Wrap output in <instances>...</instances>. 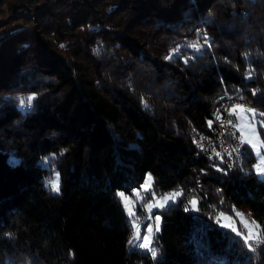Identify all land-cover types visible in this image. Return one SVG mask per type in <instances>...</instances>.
<instances>
[{"label": "trees", "instance_id": "obj_1", "mask_svg": "<svg viewBox=\"0 0 264 264\" xmlns=\"http://www.w3.org/2000/svg\"><path fill=\"white\" fill-rule=\"evenodd\" d=\"M0 10V30L22 24L0 35V261L264 264L254 155L236 174L196 146L221 94L264 113V0H5ZM148 172L154 191L184 193L160 211L155 258L130 249L117 195ZM234 209L259 225L251 249L214 220Z\"/></svg>", "mask_w": 264, "mask_h": 264}, {"label": "rangeland", "instance_id": "obj_2", "mask_svg": "<svg viewBox=\"0 0 264 264\" xmlns=\"http://www.w3.org/2000/svg\"><path fill=\"white\" fill-rule=\"evenodd\" d=\"M1 2L4 3L5 0L4 1L0 0V9H1V5L3 4V3L1 4ZM6 9H7V6H6ZM5 11H7V10H5ZM0 13H1V10H0ZM5 16H6V19H8L11 17V14L8 13ZM4 23H6V22H3L2 24H4ZM21 26H22V24L19 22H14L12 24L7 25L6 27L4 26V28H2L0 30V35H8L12 31L20 28ZM117 80H119V78ZM140 90L143 93V89L140 88ZM226 95H232V94H226ZM224 97H227V101H228V96H219L217 98V103L220 99H223ZM167 98L168 97H165L163 99V101L159 103L158 106L169 108L170 105H173L171 103L170 99H169V101H165V99H167ZM156 103L157 102H153V104H156ZM236 105H241V104H235L234 108H236ZM249 105H251L250 102H249ZM245 109L255 110V112L257 113L255 121H253L251 119V113L245 112L244 111ZM236 113H237V115H234L235 116V123H236V127L238 128L239 137L243 141V143H241V145H240V147H242V154L240 155L239 158H238V156L236 157L237 159H236L235 165H236L237 170L234 172L237 174V173H240L242 171L244 163H245L246 159L248 158V156L251 152L255 157V161L251 167L253 168L256 176L262 178V177H264V173L258 172L256 169H257L258 165L264 167V163H262V160H261V157H264V138L261 135V131H260V130H262L264 132V125L260 124V120L264 119V117H261L259 115V113H262V112L256 110L253 107H250V106H243V109L237 108ZM243 116H247L248 119L243 120V119L239 118V117H243ZM249 141H250V143H249ZM253 145H255V147H253ZM257 151H259V154H257ZM199 153L202 155V152H199ZM226 169L228 170V168H226ZM229 172L233 173L231 171H229ZM51 174H52V176L50 178L51 180H49L50 184L55 183L57 181V179H58V183H59L58 170L55 167L52 168ZM149 175L152 178L151 180H148ZM146 182L150 186L151 190H153V188H152L153 187V175L150 172L147 173L146 178H145L144 182L142 183V185H144ZM59 190H60V183H59ZM53 191L57 192L55 190H53ZM136 191H140V195L142 197H144V202H148V198L151 196V191L145 192L141 189V187L134 189L131 194H125L124 193L125 198H127L126 200H123L125 208L127 205L126 212H127L129 217H130V215H129L130 212L135 213V218L138 220V226L137 227H138L139 235L141 237H143L147 234L145 231V226L149 225V224L152 225V233L150 234L149 238H150L151 247L156 250V247L154 245V239H155V236H156L158 231H156L155 217L157 215H159V217H160V220H159V228H160V225H161L160 211L164 207H166L168 204L175 202L179 196L176 197L175 200H169L167 203H164L162 207L153 206L151 208V217L152 218L149 219L148 218L149 217L148 210H146L144 207L141 206V202H139L138 198L134 195V193ZM177 191H179V190L171 189L169 191H165L162 193L161 192L158 193L155 191V193H156L157 197H160L164 194H169V193H173V192H177ZM192 199L193 198L188 199V200L190 201ZM189 201H188V204H189ZM189 206L193 212H196V210H193L192 205L189 204ZM221 213H223V216L220 215ZM237 214H239V215H237ZM130 219H131V217H130ZM214 220L216 223H217V220H219L220 223H217L219 226L226 228V229H230L235 235H237L238 237H240L242 239H243V236L247 235L249 232H251L253 235H255L256 232L259 231V229L257 230L255 227L256 225H258L257 222L255 220H253L250 215L246 214L245 212H243L241 210H237V209H234L230 212L220 211L214 216ZM242 221L247 222V227L244 226ZM253 221L255 222V224L252 223ZM224 225H228V226H224ZM137 227L133 226V232H132L131 238L133 237L134 233L137 231ZM237 232H240L241 235H238ZM253 240H255V239H253ZM253 240H249L247 243L251 244V245H255L254 243L256 242V240H255V242ZM251 241H253V244ZM134 248H140V247H134L133 245H130V249H134ZM141 249L145 250L151 254V252L148 251L147 249H145V248H141ZM151 256H152V254H151ZM155 257H153V258H155ZM0 264H4L2 258H1Z\"/></svg>", "mask_w": 264, "mask_h": 264}, {"label": "snow or ice", "instance_id": "obj_3", "mask_svg": "<svg viewBox=\"0 0 264 264\" xmlns=\"http://www.w3.org/2000/svg\"><path fill=\"white\" fill-rule=\"evenodd\" d=\"M205 43H207V40L205 39ZM192 49L196 50V51H199V48L201 47V45L197 42V43H193L191 45H189ZM63 47V45H62ZM174 52H178V49H175L173 50ZM167 59H171L172 56H168L166 57ZM187 62V61H185ZM29 101H31V97L28 98ZM145 107H147V105H145ZM243 109V106L242 105H236V108L234 109H231V110H228V115L229 116H232V115H237L236 113V109ZM245 112L247 113H251V119L253 121H255L256 119V116H257V113L255 112V110L253 109H245L244 110ZM259 115L261 117H264V113H259ZM243 120H247L248 117L247 116H243V117H239ZM216 119L217 120H221L222 117L219 115V114H216ZM229 125L235 127V125L232 124V121L229 120L228 121ZM260 124L261 125H264V119H261L260 120ZM208 126L211 127L212 126V121H208ZM204 138L201 137V140H203ZM195 142V141H194ZM243 143V141H242ZM250 143V141H249ZM198 147H200L202 150H203V145L202 144H198ZM253 147H255V145H253ZM233 151H237V149H233ZM257 154H259V151H257ZM228 155H231V153L229 152ZM216 156L217 157H221V153H216ZM222 158V157H221ZM261 160H262V163H264V157H261ZM258 172H261V173H264V167L258 165L257 166V169H256ZM151 176L149 175L148 177V180H151ZM51 187L53 190L59 192V183H58V179L55 183H52L51 184ZM141 189L145 192H149L151 191V196L148 198V202H144V197H142L140 195V191H136L134 193V195L138 198L139 202H141V206L144 207L146 210H148L149 212V219H151V208L153 206H156V207H162L164 203H167L169 200H175L176 197L178 196H182L184 193H183V190H180V191H177V192H173V193H169V194H164L160 197H157L156 196V193L154 190H151L150 186L147 184V182L144 184V185H141ZM118 196H120L122 198V201L123 200H126L127 198H125V194L123 192H118L117 193ZM189 204L193 206V210H196L198 211L199 209L196 207V205L198 204V201L193 198L192 200L189 201ZM126 209H127V205H126ZM187 210V209H186ZM130 217H131V223L133 224L134 227H137L138 226V220L135 218V213L134 212H130L129 213ZM221 216H223V213L220 214ZM239 215V214H237ZM159 220H160V217L159 215H157L155 217V221H156V231H159ZM217 223H220L219 220H217ZM242 223L244 224L245 227H247V222H244L242 221ZM253 224H255V222L253 221L252 222ZM224 226H228V225H224ZM256 229L258 230L259 229V225H256L255 226ZM145 231H146V235L141 237L139 235V231H138V227H137V231L134 233L133 237L128 241V243L130 245H133L134 247H140V248H145L147 249L148 251L151 252L152 256L155 257L156 256V250L154 248L151 247V243H150V234L152 233V225H146L145 226ZM238 235H241L240 232H237ZM243 239L244 241L247 243L249 240H257L258 242L261 241V234L259 233V231L256 232L255 235H253L251 232H249L247 235H244L243 236ZM248 247L251 249L252 248V245L251 244H248Z\"/></svg>", "mask_w": 264, "mask_h": 264}, {"label": "built area", "instance_id": "obj_4", "mask_svg": "<svg viewBox=\"0 0 264 264\" xmlns=\"http://www.w3.org/2000/svg\"><path fill=\"white\" fill-rule=\"evenodd\" d=\"M219 96H228V104L217 105V98ZM219 96L215 99L210 109V120L212 121L211 132L199 134L196 137V146L198 152H207L208 155L211 156H216V153H221L222 159H225L226 162H229V170L223 171L234 172L237 170V168H235V157L237 151H233V149L238 150V146L240 143H242V140L238 134L235 116H229L228 110L234 109L235 104H241L243 106L250 107L251 105H249L248 99L241 96L226 94H221ZM216 114H219L222 119L217 120ZM229 120L232 121V124L235 125V127L229 125ZM201 137L204 139L201 140ZM198 144L203 145V150L198 147ZM229 152L231 155H228ZM220 170L222 169L220 168ZM258 243L260 242L256 240V244Z\"/></svg>", "mask_w": 264, "mask_h": 264}, {"label": "bare ground", "instance_id": "obj_5", "mask_svg": "<svg viewBox=\"0 0 264 264\" xmlns=\"http://www.w3.org/2000/svg\"><path fill=\"white\" fill-rule=\"evenodd\" d=\"M225 104H228L227 97H224L223 99H220L218 101V103H217V105H225ZM240 145H241V143L239 144L238 150L236 152V157L238 156V158L242 154V147H240ZM202 153H203V155L207 156L210 159H213V160H224V161H226L225 159H222L220 157L208 155L207 152H202ZM236 157H235V163H236V159H237ZM227 163H229V162H227ZM235 168H236V165H235Z\"/></svg>", "mask_w": 264, "mask_h": 264}]
</instances>
